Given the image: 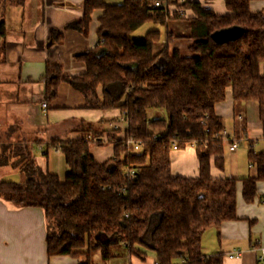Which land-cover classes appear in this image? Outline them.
<instances>
[{"label": "trees", "instance_id": "trees-1", "mask_svg": "<svg viewBox=\"0 0 264 264\" xmlns=\"http://www.w3.org/2000/svg\"><path fill=\"white\" fill-rule=\"evenodd\" d=\"M153 1L84 0L82 17L68 25L82 34H88L93 10H103L97 45L75 54L86 71L65 76L59 63L45 66L44 102L55 99L58 85L66 82L82 94L87 106L123 111L127 127L122 136H106L113 146L110 158L97 162L90 153L92 144H103L106 132L92 125L78 129L76 140L52 138L44 145V154L49 149L62 154L67 167L63 179L43 170L28 146L0 144V168L11 166L21 174L18 182L0 180V198L43 210L47 256H83L80 264H93V253L107 260L114 256L113 247L125 244L132 254L140 255L137 247L154 252L155 264H223L221 253L202 252V236L238 219V183L243 200L251 202L257 183L264 181V151L252 146L247 158L254 173L239 179L210 175L211 158L218 169L224 167V142L216 136L223 123L214 108L225 99L227 88L235 100L258 102L264 134V14L250 11L252 0H223L229 11L225 15L184 0L179 7L194 13L187 18L190 54L185 56L171 47L178 37L173 33H166L165 45L157 52L153 48L161 39L159 29L139 39L130 37L147 22L166 27L169 20L184 18L150 8ZM10 2L23 0H0V5ZM223 30L234 34L214 41L212 35ZM5 34L1 18L2 47ZM149 109H163L166 119H150ZM128 137L141 143L139 151L126 144ZM172 139L179 149L194 148L198 176L172 174ZM125 169L134 171L131 181Z\"/></svg>", "mask_w": 264, "mask_h": 264}, {"label": "crops", "instance_id": "crops-1", "mask_svg": "<svg viewBox=\"0 0 264 264\" xmlns=\"http://www.w3.org/2000/svg\"><path fill=\"white\" fill-rule=\"evenodd\" d=\"M190 1L198 2L218 15L229 14L223 0ZM171 8L175 10V7ZM249 9L251 12L264 14V0H252ZM83 10L84 0H23L21 4L10 2L6 6L0 5V19H4L6 27L4 47L1 46L0 39V144L28 146L37 164L51 173L54 172L49 170L50 152L41 155L44 145L50 139L76 140L81 135L77 130L88 125L104 129L106 132L102 135L103 144H94V149L90 147L95 160L103 162L113 154L112 144L106 141L107 134L121 137L125 128L121 109L102 110L87 106L82 94L66 82L58 85L55 99L49 103L43 101L46 63H59L65 76H76L86 71L84 62L76 59L75 54L91 50L97 45V31L103 10L95 9L91 13L87 35L68 26L82 17ZM180 11L177 13L184 18L175 20L187 23L188 36L190 22L187 18L194 16V13L191 8H180ZM53 31L57 35L52 36ZM98 93L101 98L100 88ZM43 103L46 104L45 107ZM214 110L221 118L229 140L240 141L235 150L228 149L230 154H235L240 146L246 151L250 146L254 149L264 139L257 101L235 100L229 87L226 89L225 99L217 103ZM238 115L241 116L240 119L237 118ZM53 151L59 152L55 149ZM170 161L173 175L198 176V160L192 146L172 150ZM224 170V167L222 170L218 169L211 158L212 178L239 179L250 174L248 169L246 172H231L230 175L225 174ZM0 179L18 182L21 174L11 166H4L0 168ZM241 189V183H238V219L224 222L218 228L208 229L201 239L202 252L206 255L221 253L223 264H256V251L264 247V181L257 183V193L251 202L243 200ZM45 236L46 225L41 208L18 207L0 198V264L84 262L83 256H47ZM136 249L140 255L130 253L125 244H120L111 249L114 256L102 260L97 251L95 253L98 256L92 257V262L155 264L154 252L139 247ZM236 251H240L242 255L238 258L228 257Z\"/></svg>", "mask_w": 264, "mask_h": 264}, {"label": "rangeland", "instance_id": "rangeland-1", "mask_svg": "<svg viewBox=\"0 0 264 264\" xmlns=\"http://www.w3.org/2000/svg\"><path fill=\"white\" fill-rule=\"evenodd\" d=\"M107 2H117L120 3L122 0H106ZM187 23L182 20H171L167 24V28L164 26H161L159 24H154L152 22H147L143 24L141 27L133 31L130 35L132 39H139L142 38L148 31L152 29H159L161 32V39L159 42H157L154 45L153 50L155 52L161 50L165 45V35L167 31H170L174 33L175 35L181 36L180 38H177L175 41H173L171 47H178L181 51V53L185 56H188L190 53L187 50V46L190 43V40L187 38ZM148 117L150 119L152 118H163L166 119V113L163 109H149L148 110ZM90 147L94 149V144H92ZM54 149H49L50 152V169L55 174H57L61 179L64 178V174L67 171V167L65 163L63 162V156L60 152L55 153L53 151ZM254 150L257 152L264 151V139H261V142L259 141L255 147ZM43 152L41 153V155ZM42 157V156H41ZM224 157H225V174H231V172H246L250 170V173H254V169L248 165V158H247V151L243 148V146H240L239 149L235 154H230L228 152L227 142H224ZM44 160L46 159L43 158ZM42 159V160H43ZM248 175V174H247ZM1 180V179H0ZM95 256H98L97 253H93L92 257L95 258ZM93 258V260H94Z\"/></svg>", "mask_w": 264, "mask_h": 264}, {"label": "built area", "instance_id": "built-area-1", "mask_svg": "<svg viewBox=\"0 0 264 264\" xmlns=\"http://www.w3.org/2000/svg\"><path fill=\"white\" fill-rule=\"evenodd\" d=\"M174 2H172V0H155L153 1L149 7L150 8H160L162 9L166 15L168 16H172L174 14V12H181L179 7V4L182 3L184 0H173ZM175 7V10H172L171 7ZM46 104L43 103V107H45ZM238 119L241 118L240 115L237 116ZM123 120L125 123V128L127 127V122H126V116L123 113ZM216 136L218 138H220L223 142H227L229 144V151H233L235 150L238 145L240 144L239 140L236 139H232V141L229 140V135L227 134V132L222 129L218 134H216ZM154 137H157L156 135H154ZM264 137V136H263ZM126 144L127 145H131L133 146V150L134 151H139L141 149V143L135 141L132 137H128L126 139ZM171 149L172 150H178L179 146L178 143L175 139L171 140ZM124 176L125 178L128 179V181H131L134 177V171L130 170V169H125L124 171ZM124 190V187L122 188V191ZM264 202V201H263ZM242 255V253L240 251H236L234 253H231L228 255L229 258H238ZM256 264H264V247H260L257 249L256 251Z\"/></svg>", "mask_w": 264, "mask_h": 264}, {"label": "water", "instance_id": "water-1", "mask_svg": "<svg viewBox=\"0 0 264 264\" xmlns=\"http://www.w3.org/2000/svg\"><path fill=\"white\" fill-rule=\"evenodd\" d=\"M233 34H234V32L232 30L218 31L212 35V39L216 42H222L226 39L231 38L233 36Z\"/></svg>", "mask_w": 264, "mask_h": 264}]
</instances>
